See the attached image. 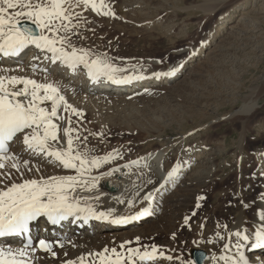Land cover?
<instances>
[{
  "label": "bare ground",
  "instance_id": "bare-ground-1",
  "mask_svg": "<svg viewBox=\"0 0 264 264\" xmlns=\"http://www.w3.org/2000/svg\"><path fill=\"white\" fill-rule=\"evenodd\" d=\"M144 9L147 8L143 7L142 10ZM233 9L236 11L237 7ZM261 12H264L263 7ZM242 13L245 12L242 11ZM249 14L250 12H246L243 20L247 19ZM232 15H234V12L229 15L228 21L232 20ZM250 22L247 28L242 27V22L237 25L233 24L230 28H238L239 30L241 28L245 35L252 28V30H261L257 20L253 19ZM19 27H21L20 24ZM37 30L36 35L40 33L41 29L37 27ZM237 30L229 31L226 36L224 35V41L221 39L223 44L216 45L209 52L217 55L216 53L223 49L225 41L232 39ZM45 34L51 36V33L45 32ZM211 37H213L212 33L205 37V40H210ZM243 38L241 37L240 40ZM229 43L228 45H230ZM247 44L249 43L246 42L244 45ZM57 47H63L69 53L73 48L77 49L73 44L67 42L63 45L57 44ZM26 48L18 56L6 57L0 54V69L7 70L0 72V74L26 77L40 83H52L56 86L60 90L59 94L65 98L67 105L71 107L65 110L64 105L61 103L58 108V116L63 117V119L54 118V122L59 125L58 135L61 140L59 143L49 141V144L52 148H66L67 137L63 129L71 127L75 129L72 133L74 140L76 135L81 138H89L86 143L78 146L74 145V149L77 147L89 159L94 157L92 154H99L96 152L95 141L101 135L107 136L116 132L124 134L143 132L145 138L150 137L152 133L155 134L154 138L160 140L162 136L161 128L155 125V117L145 113H149L152 104L158 102L156 98L161 97L163 88L160 85L163 83L171 84L180 80L189 61L196 58L198 52H200L198 47H194L184 58L163 66H157V64L155 66L151 63L155 59L148 60V63H130L123 67L114 65L117 71L113 73V76L115 80L122 81L114 82L107 76H99L100 79L96 81L98 77L92 76L89 69L82 64H77L73 68L64 64L61 60L53 63L50 59L52 53L39 49L35 45H28ZM28 50L30 51L27 54ZM156 61H159V59H156ZM189 70L188 73L191 72ZM153 73H159L160 75H153ZM139 76L144 78H135ZM18 87H22V85ZM261 96L256 90H252L247 97L248 100L229 113L228 118L232 120V117L248 116L250 110L258 104L257 101ZM42 106L50 109L51 102L45 101ZM73 109L76 111L74 112ZM146 115L147 117H145ZM69 119L71 121L70 125ZM25 132H31V129H26ZM246 132L247 136L251 137L250 132L248 130ZM23 135L24 133H18L12 141L8 142L7 155L13 156L14 161H5L9 165L12 162L18 163L19 172L10 167L3 169V172L10 171L12 178H5L4 182L0 184V188H5L12 182H22L25 179L77 175L75 169L64 168L62 164L54 161L53 158L34 153L27 148L23 143ZM182 135L184 134L180 136ZM225 140H227L226 137ZM164 149L149 150L150 152L135 159L122 161L103 169L85 172L82 177H79L81 184L70 195L79 201L81 208H91L92 213L87 210L80 211L57 223L51 222V218L47 215H41L31 223L33 246L24 245L25 241L21 235H12L0 236V248L12 249L13 251L26 248L29 252L31 264H67L68 261H76L79 264L81 257H84V264H89V261L95 259L90 257L89 253H98L105 248H116L135 237L143 238L153 234L154 230L147 228L143 230L131 229L141 224H147L156 216L161 220L156 227L157 231L162 232L167 238H179L177 242L184 243L191 236L190 231H187L189 221L185 223V217L189 219L187 210L196 206L201 211L198 224L204 226L206 223H210L206 232L209 239V243L206 245L209 254L200 264H224L223 261L214 259V257L220 255H228L233 259H238L240 251L245 252L251 248L250 245L255 240V231L264 228V219L261 218V213H264V199L259 195L263 190L256 182L250 180L251 190L244 195L242 194L243 196L239 199L232 198V196L226 199L228 194L234 191V189L228 187V190L226 188L219 190L218 198L215 197V201L210 202L209 197L204 195L202 189L206 186L207 181L201 179L191 180L180 176L182 170L185 169L181 167V161L178 160L173 163L176 158L170 160L169 151L167 152ZM24 161H28V164H24ZM174 169L176 170L175 174L169 177L168 174ZM218 179L223 180L224 178L219 177ZM149 195L150 199L145 200L144 197ZM129 201L132 202L131 205ZM209 203L215 206L212 208ZM196 207L195 209L198 210ZM145 208L149 211L148 215L131 219L127 223L117 224L113 222L114 219L120 216H135ZM100 213H104L106 218H97ZM175 213L177 220L172 218ZM78 215L82 216L83 219L86 217L87 221L85 223L82 220L73 221L78 218ZM225 229L227 235L224 233ZM236 232H242L249 235V239H254L246 248L238 250L236 241L244 245L247 241H243V236H234ZM94 237L96 238L92 240ZM223 237L229 241L228 249H224V245L220 242ZM40 240L50 243V252L39 247ZM111 240H113V244H110ZM32 248H35L36 251L32 252ZM170 251L171 249L163 247L161 251L158 250V252L165 253L166 256H171L169 255ZM53 252L55 256L52 255ZM255 254L254 260L258 256L264 258V246L257 247ZM157 259H163L164 262L170 261L157 255L153 260L138 261V263L152 264L157 262ZM260 264H264V259Z\"/></svg>",
  "mask_w": 264,
  "mask_h": 264
},
{
  "label": "rangeland",
  "instance_id": "rangeland-1",
  "mask_svg": "<svg viewBox=\"0 0 264 264\" xmlns=\"http://www.w3.org/2000/svg\"><path fill=\"white\" fill-rule=\"evenodd\" d=\"M105 3L114 15H102L81 4L73 8L69 30H61L59 33L69 37L67 43L77 49L88 50L87 59L90 62L102 58L112 65L123 67L155 59L151 63L163 66L184 58L194 47H198L200 52L189 61L180 80L160 85L163 88L161 97L156 98L157 104L154 102L149 113H145L155 117V125L161 128V139L154 138L155 134L152 133L145 138L143 132L101 135L95 141L96 152L99 154L92 155L106 157L112 154L114 158L101 162L98 167L88 166L89 171L165 148L169 151L170 160L176 158L173 163L180 160L181 167L185 168L180 176L207 181L202 189L210 202L218 198L219 190H228V187L234 191L226 199L231 196L239 199L251 190L250 180L263 190L259 195L264 199V12H261L264 0H105ZM143 7L147 9L142 10ZM235 7L237 12L233 9ZM242 11L250 12L247 19L243 20L245 13ZM233 12L232 20L228 21ZM253 19L259 22L261 30L252 28L245 35L241 28H230L239 22L247 28ZM22 20L30 21L27 18ZM231 30H237L233 37L236 40L232 38L233 42L227 39L217 55L210 53L216 45L223 44L224 35ZM211 33L213 37L209 41L205 40ZM245 36L248 38H243ZM241 37L243 39L240 40ZM246 42L249 44L244 45ZM188 70L191 72L188 73ZM252 90L262 95L258 104L250 110L248 116L241 115L230 120L229 113L248 100ZM247 130L251 137L247 136ZM78 137L74 140L75 146L89 139ZM75 149L78 150L77 147ZM209 206L213 208L215 205L209 203ZM195 207L187 210V231H190L191 236L184 243H178L179 238H167L157 231L156 227L161 220L156 216L147 224L131 229L147 228L154 230L153 234L138 240L135 237L125 247L151 251V246L156 245L157 250L161 251L162 247L171 249L169 255L181 258L168 262L157 259L152 264H181V260L191 258L194 249L209 254L206 232L210 223L204 226L198 224L201 211ZM172 218L177 220L176 213ZM224 233L227 235L226 229ZM253 239H249L244 248ZM194 240L198 242L196 245L193 244ZM220 242L229 245L225 237ZM113 243L111 240L110 244ZM116 249L124 251L120 246ZM256 251L257 248H249L244 252L250 264L263 262L264 258L259 256L253 259Z\"/></svg>",
  "mask_w": 264,
  "mask_h": 264
},
{
  "label": "snow or ice",
  "instance_id": "snow-or-ice-1",
  "mask_svg": "<svg viewBox=\"0 0 264 264\" xmlns=\"http://www.w3.org/2000/svg\"><path fill=\"white\" fill-rule=\"evenodd\" d=\"M81 4L84 7H90L92 11L99 14L114 15L105 0H0V54L6 57L18 56L28 45H35L39 49L52 53L50 59L53 63L61 60L73 68L77 64H82L89 69V73L94 77L107 76L114 82H122L115 80L113 73L117 69L111 63L102 58L89 62L87 59L88 50L73 48L69 53L63 47H57V44L63 45L68 42L69 37L59 35V33L61 30L65 32L69 30V24L74 15L73 8ZM21 18L32 20L41 29L40 33L33 35L30 29L23 30L19 27ZM45 32L52 35H46ZM3 71L7 70L0 69V72ZM153 75L160 74L153 73ZM19 85L22 87H18ZM59 91L52 83H40L26 77L0 74V184L4 182L5 178H12L10 171H2L6 167L19 172L18 163L12 162L10 165L5 163V161H14L13 156L7 155V143L12 141L18 133H24L23 143L34 153L51 157L54 161L62 164L64 168L75 169L77 172V175L25 179L22 182H12L7 187L0 188V236H12L25 232L29 222L41 215H47L53 223H57L77 212L87 210L92 213L93 211L91 208H81L79 201L75 197H71L70 193L74 192L76 187L81 184L79 177L89 171L88 166L98 167L101 162H106L114 157L112 154H108L106 157L89 159L85 153L74 149L72 133L75 129L71 127L63 129L67 137L66 148L58 149L50 146L49 141L59 143L61 140L58 135L59 125L54 122V118L63 119L58 116V108L61 103L65 110L71 107L67 105ZM45 101L51 102L50 109L42 106ZM73 111L76 110L73 109ZM26 129H31V132H25ZM75 139H79V137L77 136ZM24 164H28V161H24ZM175 171L174 169L170 172L169 177L173 176ZM144 199L149 200L150 195L145 196ZM131 203L129 201L130 205ZM93 214L95 215V213ZM148 214L149 211L145 208L135 216H120L113 222L127 223L131 219H138L140 216ZM97 218H106V216L104 213H100ZM261 218L264 219V213H261ZM187 221L188 217H185V223ZM234 236H243V241L249 240V235L242 232H236ZM254 237L255 240L251 243V248L264 246V228L255 231ZM128 243L131 242H124L120 245L124 251L105 248L98 253H89L90 257L95 258L89 261V264H138V261L153 260L157 255L168 260L181 259L158 252L156 245L151 246V251H141L139 248H126L125 245ZM197 243V241H193L194 245ZM39 247L45 251H51L48 241L40 240ZM228 247V244L224 245V249H228ZM244 247L243 243L236 245L238 250ZM31 251L35 252L36 249L32 248ZM52 255L55 256V253L53 252ZM190 255L191 258L181 260V264H197L196 253L192 252ZM214 259L221 260L224 264H249L243 251H240L238 259H233L228 255H220ZM0 264H31V259L26 248L15 251L0 248ZM67 264H77V262L68 261ZM79 264H84V257L79 259Z\"/></svg>",
  "mask_w": 264,
  "mask_h": 264
},
{
  "label": "water",
  "instance_id": "water-1",
  "mask_svg": "<svg viewBox=\"0 0 264 264\" xmlns=\"http://www.w3.org/2000/svg\"><path fill=\"white\" fill-rule=\"evenodd\" d=\"M20 26L24 28L25 30L30 29L33 35L37 34V30L35 26L29 22L23 21L20 23ZM193 252L196 253L197 263L198 264L202 263L206 256V253L203 250H194Z\"/></svg>",
  "mask_w": 264,
  "mask_h": 264
}]
</instances>
